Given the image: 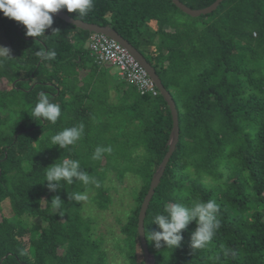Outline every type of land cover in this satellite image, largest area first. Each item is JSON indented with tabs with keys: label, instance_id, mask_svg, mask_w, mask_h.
<instances>
[{
	"label": "trees",
	"instance_id": "obj_1",
	"mask_svg": "<svg viewBox=\"0 0 264 264\" xmlns=\"http://www.w3.org/2000/svg\"><path fill=\"white\" fill-rule=\"evenodd\" d=\"M179 1L201 10L217 0ZM61 10L115 30L151 64L175 103L179 139L145 231H159L152 219L170 203L214 199L220 207V227L202 249L190 246L195 221L176 249H156L146 239L155 264H264V0H223L197 18L171 0H94L83 17ZM53 21L46 37H27L23 25L0 12L13 49L0 64V80L9 84L0 90V264H114L106 249L114 233L95 234L85 202L68 196L85 186L74 181L57 193L47 189L45 169L66 157L100 182L88 186L97 210L116 205L106 183L127 177L138 183L127 193L132 203L115 217L113 239L123 264H144L138 217L169 149L171 110L160 91L142 95L122 78L127 87L118 95L117 78L86 49L90 33ZM41 48L54 50L55 58L38 56ZM40 93L61 107L55 124L32 116ZM79 124L84 133L75 145L62 150L50 143ZM97 146L112 151L93 160ZM55 195L64 202L60 209L49 204Z\"/></svg>",
	"mask_w": 264,
	"mask_h": 264
},
{
	"label": "clouds",
	"instance_id": "obj_2",
	"mask_svg": "<svg viewBox=\"0 0 264 264\" xmlns=\"http://www.w3.org/2000/svg\"><path fill=\"white\" fill-rule=\"evenodd\" d=\"M94 7V0H0V12L11 20L26 28V36L39 38L46 37L45 32L53 25V15L61 9L68 13H77V16H85ZM53 33H57L53 30ZM37 55L43 59L51 60L56 56L54 50L39 49ZM6 59H12L10 49L0 46V64ZM61 107L52 102L45 93H40L38 101L32 109V116L40 120L55 124L61 118ZM84 133V125L79 124L64 128L50 137L53 146L64 150L79 141ZM111 146H97L92 155L93 160H100L105 153H111ZM81 167L78 159H59L45 169V180L47 189L51 193H57L63 189V183L72 185L79 181L85 186L83 192H73L68 195L70 200L81 204L89 200V185L100 188V182L88 174ZM46 201V200H43ZM48 202V201H47ZM49 203V202H48ZM53 209H60L64 202L59 195L52 197L49 203ZM220 207L214 199L207 201L195 200L190 205L176 202L168 204L163 212L154 215L151 225L158 226L159 231L149 228L144 234L146 239L156 249L178 248L183 240V230L195 221L197 227L190 237L192 249H202L210 242L220 227L217 215Z\"/></svg>",
	"mask_w": 264,
	"mask_h": 264
},
{
	"label": "water",
	"instance_id": "obj_3",
	"mask_svg": "<svg viewBox=\"0 0 264 264\" xmlns=\"http://www.w3.org/2000/svg\"><path fill=\"white\" fill-rule=\"evenodd\" d=\"M172 3L180 9L183 13L186 15H189L191 17L197 18L200 16H206L214 12L219 5L223 2V0H217L213 5L201 9V10H194L186 5H184L179 0H171ZM53 19H60L64 21L65 23H68L77 29L86 31L88 33H99L106 35L110 37L111 39L117 41L122 46H124L135 58L136 60L144 67V69L148 72L149 76L152 78V80L155 82L158 90L160 91L161 95L163 96L165 102L169 106L171 110L172 120H173V128L170 135V140L168 141V152L166 153L162 163L160 164L158 170L152 177V181L149 187V191L141 205L140 213H139V221H138V234H139V240L141 243V247L143 250V260L144 264H155V258L154 256L149 252L148 244L145 238L144 234V221L146 218V212L148 210L149 204L154 196L156 188L159 186L160 181L165 173L167 164L173 155L176 144L179 139V126H178V114L176 110L175 103L173 101L172 96L170 93L165 89L163 86L161 79L157 75L155 69L149 64V62L139 53L137 49H135L127 40H125L121 35H119L115 30H113L111 27L108 26H99L96 24L86 23L78 19H73L70 16H68L66 13H64L62 10H60L57 13L52 14Z\"/></svg>",
	"mask_w": 264,
	"mask_h": 264
},
{
	"label": "rangeland",
	"instance_id": "obj_4",
	"mask_svg": "<svg viewBox=\"0 0 264 264\" xmlns=\"http://www.w3.org/2000/svg\"><path fill=\"white\" fill-rule=\"evenodd\" d=\"M80 43L81 41L78 40ZM0 46L6 47L10 49V55L13 54V49L10 45V43L7 41V39L2 34V31L0 29ZM90 54V53H89ZM109 70V73L111 75H114L116 80V85L119 89L117 92L118 95H120L121 91L127 87L126 82H122L123 80L120 79V76L118 75V69L116 67L108 66L106 67ZM87 73L86 70L84 72H80V76ZM79 85H82V82L79 83ZM9 86L8 82L5 80H0V90L6 89ZM115 96V93H112L111 99H113ZM114 100V99H113ZM112 177V176H110ZM113 181L116 182V179H113ZM108 182V181H107ZM124 183H106L107 187L110 188V195L115 200V206H110V208H107L105 210H97V208L93 205V203H89L88 201L85 202V205L87 206L84 212V215L87 217H90L95 221V234L105 233L109 234L111 231L114 233L113 235L108 236V240L106 242V249L110 256H113L112 263L114 264H123V259L118 255V252L116 248L114 247V239L116 235L119 234V227L115 222V217L119 215V212H122L126 207V205L131 204L132 200L129 199V196L127 195L129 188L136 186L138 183L135 182L132 178L127 177L125 180H123ZM92 192H90L89 197L94 196V191L90 189ZM116 191L120 192V194L115 193ZM96 193V192H95ZM122 193L124 195H122Z\"/></svg>",
	"mask_w": 264,
	"mask_h": 264
},
{
	"label": "built area",
	"instance_id": "obj_5",
	"mask_svg": "<svg viewBox=\"0 0 264 264\" xmlns=\"http://www.w3.org/2000/svg\"><path fill=\"white\" fill-rule=\"evenodd\" d=\"M86 49L97 65L116 67L120 78L133 85L142 95L158 96L159 90L148 72L117 41L103 34L90 33Z\"/></svg>",
	"mask_w": 264,
	"mask_h": 264
}]
</instances>
